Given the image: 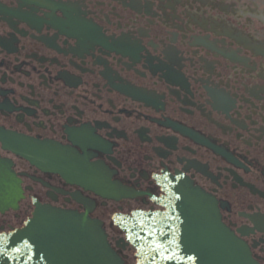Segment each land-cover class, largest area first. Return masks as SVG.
Masks as SVG:
<instances>
[{"label":"flooded vegetation","instance_id":"obj_1","mask_svg":"<svg viewBox=\"0 0 264 264\" xmlns=\"http://www.w3.org/2000/svg\"><path fill=\"white\" fill-rule=\"evenodd\" d=\"M69 5L61 32L50 10ZM0 129L92 155L131 195L104 202L0 142L26 202L83 213L81 194L116 246L115 214L163 210L189 179L264 264V0H0Z\"/></svg>","mask_w":264,"mask_h":264},{"label":"water","instance_id":"obj_2","mask_svg":"<svg viewBox=\"0 0 264 264\" xmlns=\"http://www.w3.org/2000/svg\"><path fill=\"white\" fill-rule=\"evenodd\" d=\"M9 171L0 161V180L9 181ZM190 189L172 198L163 215L120 221L139 250V264H255L245 245L221 224L213 200ZM0 264L123 263L98 222L41 209L24 230L0 236Z\"/></svg>","mask_w":264,"mask_h":264}]
</instances>
